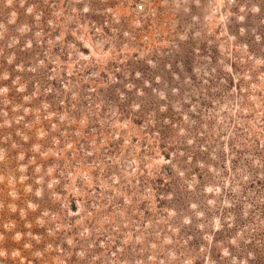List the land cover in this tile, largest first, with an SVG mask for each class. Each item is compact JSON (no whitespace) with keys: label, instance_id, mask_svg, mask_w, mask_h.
Here are the masks:
<instances>
[{"label":"rangeland","instance_id":"rangeland-1","mask_svg":"<svg viewBox=\"0 0 264 264\" xmlns=\"http://www.w3.org/2000/svg\"><path fill=\"white\" fill-rule=\"evenodd\" d=\"M0 264H264V0H0Z\"/></svg>","mask_w":264,"mask_h":264}]
</instances>
